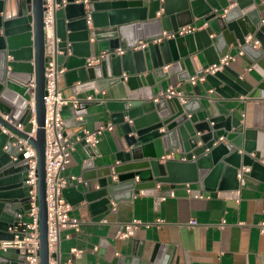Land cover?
I'll return each instance as SVG.
<instances>
[{
	"label": "water",
	"instance_id": "1",
	"mask_svg": "<svg viewBox=\"0 0 264 264\" xmlns=\"http://www.w3.org/2000/svg\"><path fill=\"white\" fill-rule=\"evenodd\" d=\"M62 2L56 0L61 7L56 12L55 36L49 43L44 26L46 0H0V110L12 121L0 118V123L14 135L0 131V240H13L9 228L31 222L27 218L28 165L19 152L17 137L28 139L34 117L36 134L29 142L38 156L40 264H49L50 257L44 96L45 72L51 59L65 69L60 88L70 87L77 97L76 104L63 109V115L65 119L74 118L80 127L76 139L90 155L87 168H94L96 154L85 141V131L92 133V123L102 114H110L129 149L118 155L117 164L106 174L96 172L87 180H95L97 189L82 185L81 189L73 186L64 191L72 206L85 203L97 221L113 208L111 202L131 201L158 184L172 188L196 184L207 194L236 190L240 169L257 170L259 161L264 160L261 133L252 129L248 120L242 124L245 118L241 109L221 105V99L238 101L244 97L248 102L264 97V80L253 87L230 63L223 62L241 52L252 61L264 55V25L259 16L263 8L246 11L253 0L246 4L236 0L235 7L229 0ZM199 22L207 27L175 38L163 37L165 32L170 35ZM249 36L260 42L259 49L247 43ZM157 39L162 40L154 42ZM104 42H108L105 57L97 65L88 66L93 51ZM140 43L147 46L140 48ZM174 75L180 82L198 78L197 87H201L199 80L203 78L212 91L198 92L186 102L160 96L172 86ZM102 78L127 81L132 91L150 87L159 98L111 103L97 100L94 90L77 93L78 84ZM18 124L24 131L15 127ZM66 135L71 138L67 131ZM171 155L173 158L167 159ZM0 264L27 263L15 250H0Z\"/></svg>",
	"mask_w": 264,
	"mask_h": 264
},
{
	"label": "crops",
	"instance_id": "2",
	"mask_svg": "<svg viewBox=\"0 0 264 264\" xmlns=\"http://www.w3.org/2000/svg\"><path fill=\"white\" fill-rule=\"evenodd\" d=\"M229 1L231 7H235L236 0ZM240 1L246 4L252 0ZM253 1L254 4L246 11L263 8L259 16L261 25H264V0ZM191 27L198 30L207 25L199 22ZM107 48L108 42L102 43L100 49L93 51L92 58L100 57ZM242 55H236L229 65L241 74V79L257 87L264 80V55L258 61ZM191 73L194 75L195 72ZM171 79L170 87L180 86L179 90L188 99L197 97L198 92L212 91L203 78L199 80L201 87L190 81L180 82L177 75ZM90 90H94L97 100L111 103L151 101L155 98L150 87L132 91L127 81L110 78L77 85V93ZM63 93L67 100L76 104V94L70 87L65 86ZM221 105L228 109H241L245 118L242 124L248 120L252 129L261 133L264 144V97L248 102L244 97L238 101L221 99ZM73 119H65L66 131L74 143L71 162L64 172L69 179L68 188L78 186L81 189L82 185H88L97 189L95 180H87L96 172L106 174L117 164L118 155L129 149L119 127L113 125L110 114H102L99 121L92 123L94 131L110 124L114 129L104 130L100 142L93 146L96 154L94 168H87L91 158L80 140L76 139L80 127ZM219 141L226 143L224 139ZM259 163L257 170L249 167L240 169V173H244V181L240 180L236 190L207 194L196 184L175 188L158 184L133 196L131 201L111 202L113 208L98 221L85 203L73 206L72 214L82 220V225L78 232H62V258L65 260L70 249L76 248L81 254L74 259V264H264V232L261 227L264 223V160ZM114 180L117 181L115 175ZM134 220L140 222L134 235L120 239L118 234Z\"/></svg>",
	"mask_w": 264,
	"mask_h": 264
},
{
	"label": "built area",
	"instance_id": "3",
	"mask_svg": "<svg viewBox=\"0 0 264 264\" xmlns=\"http://www.w3.org/2000/svg\"><path fill=\"white\" fill-rule=\"evenodd\" d=\"M63 5H66V0H63ZM46 11L44 16V26L46 39L49 43L52 42L56 31V12L61 5L56 3V0H46ZM88 23L91 24V18H88ZM196 31L192 27L181 28L178 32L172 34H163V37L175 38L176 35H186ZM162 39L154 40L160 42ZM253 43L254 48H260V42L254 37L249 36L247 43ZM143 43L140 48L146 47ZM122 53V51H119ZM241 52L239 55H242ZM105 54L100 57H93L89 60L88 66L98 64ZM234 57H227L223 62L229 63ZM45 183H46V204L48 214V244H49V264H74V259L81 254L76 248H71L69 256L63 260L61 255V240L62 232L65 230L80 231L82 220L72 214L73 206L68 202L64 196V191L69 186V179L64 175L68 165L71 162V156L74 151V143L66 135V120L63 115V109L69 106L72 101L64 97L63 90L60 88L61 77L65 73V69L59 68L53 59L48 61L45 72ZM198 78L190 79L192 84H196ZM34 89V85L31 86ZM180 86L170 87L165 93L160 94L167 99L177 98L181 102H186L188 98L179 90ZM159 98V97H158ZM155 98V101L158 100ZM34 108V104H32ZM0 118L12 123L10 116L0 110ZM33 123V130L28 133V139L17 137V144L20 146L19 152L23 154V159L27 161V180L26 186L29 187L30 210L27 212V218L31 222H19L17 225L9 228V233L14 235L13 240H0V250L8 252L15 250L20 256H24L27 264H40V229H39V201H38V156L36 149L29 142V138L36 134L35 118L31 120ZM20 131H24V127L20 124L15 125ZM113 131V125L100 127L96 131L86 132L85 141L87 144L96 146L100 142L104 130ZM0 131L9 136H14L13 133L4 125L0 123ZM79 140V139H78ZM81 141V140H80ZM172 159L173 155L168 156ZM182 161H186L182 159ZM243 174L238 175V180L243 183ZM201 197V195H198ZM20 218L23 215H19ZM139 221L134 220L127 224L125 228L118 234L120 239H127L134 235ZM264 232V223L261 225ZM69 238V236H66Z\"/></svg>",
	"mask_w": 264,
	"mask_h": 264
}]
</instances>
